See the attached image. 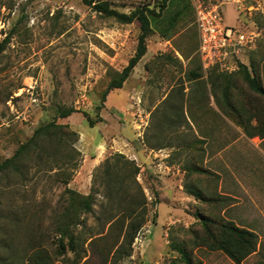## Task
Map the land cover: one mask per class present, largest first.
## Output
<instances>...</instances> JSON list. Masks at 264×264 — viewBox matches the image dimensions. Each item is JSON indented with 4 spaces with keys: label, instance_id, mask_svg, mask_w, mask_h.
Listing matches in <instances>:
<instances>
[{
    "label": "rangeland",
    "instance_id": "1",
    "mask_svg": "<svg viewBox=\"0 0 264 264\" xmlns=\"http://www.w3.org/2000/svg\"><path fill=\"white\" fill-rule=\"evenodd\" d=\"M109 1L116 9L129 12L140 2L153 5L157 0ZM197 3L217 5L223 17L220 2L216 0L167 3L165 12L182 10L172 35L163 38L155 31L147 37L146 52L123 82V87L111 90L103 102V108L111 110L113 122L131 125L134 135L140 139L145 136L147 110L156 102V97L160 99L168 93V98L174 97L177 101L171 105L173 110H166L167 106L160 102L150 116L147 115L150 133L154 125L163 120L161 142L174 144L175 152H171L173 156L169 158L165 156L169 171L165 169L164 173L157 174L150 168L140 167L136 179L147 201L146 220L138 232L141 243L134 245L133 241L130 255L115 264H183L173 245L183 241L191 248V229L199 228L198 213L220 215L253 231L258 237L256 250L240 264H264V137L249 134L244 129L247 125L251 132L250 127L256 125L254 117L249 119V124L246 122L248 113L240 117L225 113L218 104V101L222 103V89H213L208 78L211 70L202 71V77L197 80H188L187 71L194 66L190 60L198 56L194 23ZM243 5H250L251 10L246 16L241 14L239 19L256 37L252 47L240 55L239 62L249 71L254 64L264 86V0H244ZM224 18L228 24L235 23V10L231 5L225 6ZM138 32L136 21L126 24L104 17L83 0H0V161L26 141L36 127L51 120L67 123L77 131L76 149L81 134L88 139L95 136L96 127L88 125L82 112L96 119V107L110 79L108 72L110 69L121 70L127 64L134 54ZM166 53L177 60L168 61L163 57ZM217 82L220 83V79ZM147 83L152 89L147 90ZM232 83L237 107L251 103L264 108L262 99L249 93L238 73L234 74ZM199 89L204 91L201 101L207 104L205 111L198 108L196 101L200 97ZM210 94L212 107L209 105ZM151 99L155 100L152 102ZM119 105L126 108L119 109ZM59 107H73L75 112L66 118H58ZM100 121H103L102 117ZM105 128L109 129V123H101L98 132ZM150 135L156 137L154 132ZM256 144L260 149L254 147ZM102 151L98 165L86 170L82 176L76 178L81 152L68 167H63L65 172L59 176L67 179V184L62 179H54L53 170L38 171L35 160L27 162L29 172L24 183H1L0 250H3L1 239L8 237L7 231L12 226V213L18 211L34 227L39 244L52 251L53 223L63 206L62 191L64 187L73 188L78 184L86 192L92 188L100 191L93 212L84 214L86 226L83 232L104 228L103 233L95 235L92 243L89 240L85 243L86 253L79 264H112L113 251L104 254L102 246L105 242L100 241L109 224H100L105 221L106 214H102L105 188L100 184L99 176L105 158L114 152ZM46 157L43 153L42 161ZM173 164L178 174L164 178L172 174ZM197 167L201 171L193 170ZM166 184L168 190L163 198L159 191ZM195 191L205 195L206 200L190 193ZM24 231L26 227L22 226L14 233L18 235L14 239L17 248L25 243ZM192 256L195 264H236L221 251L205 246H193ZM72 258L73 254L68 252L55 264H72Z\"/></svg>",
    "mask_w": 264,
    "mask_h": 264
},
{
    "label": "trees",
    "instance_id": "2",
    "mask_svg": "<svg viewBox=\"0 0 264 264\" xmlns=\"http://www.w3.org/2000/svg\"><path fill=\"white\" fill-rule=\"evenodd\" d=\"M171 1L173 0H157L153 5L140 2L133 6L129 12H122L116 9L109 0H83L102 16L126 24L136 21L139 28L135 51L128 59L127 64L121 70L110 69L108 72L110 79L101 93V101L96 107V119H92L86 112H82L90 127L101 120L98 114L104 106L103 102L106 95L111 90L122 87L123 82L145 54L147 37L155 31L163 38L172 35V28L181 16L182 10L178 9L173 13L165 12L167 3ZM163 57L168 61L177 60L176 57L168 53L164 54ZM190 62L194 66L187 71L188 80L201 78L203 69L199 57L191 59ZM251 67L253 68L252 73L242 63H239L236 71L229 73L213 67L210 69L208 78L212 82L213 89L216 87L222 89V103L218 101V104L225 110V113L236 117L248 113V117H245L246 122L249 124V119L254 117L256 125L250 127L251 132L247 125L244 129L249 134H258L264 137V108L260 109L251 103L237 107L236 98L231 91L233 87L232 78L234 74L238 73L249 93L261 98L264 103V86L254 64ZM215 70L217 72H214ZM219 79L220 83L217 82ZM223 80L224 85H222ZM213 95L217 99L218 96L215 92ZM73 112H75L73 107H59L56 117L66 118ZM76 137L77 131L71 129L67 123L61 124L56 123V120H51L40 124L34 129L33 134L26 141L20 143L10 156L0 161V184L3 182H7L8 185L24 183L29 172L27 162L34 160V165H37L38 171L53 170V178L62 179L63 183L67 184V179L61 178L59 175L64 174L63 167H68L75 157L80 156V151L74 147ZM43 153L47 155L45 161L41 159ZM193 170L201 171L198 167ZM139 172L140 165L133 159L127 158L123 153L111 154L105 158L102 164L99 179L100 184L105 188V203L101 206L102 214L104 213L106 216L103 217L105 219L103 224H100L109 225L104 236L105 239L100 241L105 242L102 246L104 254H110L113 251L112 264L130 255L132 242L146 220L147 201L142 187L136 179ZM99 192L95 188L87 193H82L74 188L64 187L62 191L63 206L56 214L53 223L54 249L52 251L39 244L34 233V227L28 224L29 221L26 220V217L21 216L18 211H13L12 216L14 217L12 218V226L7 231L8 237L1 239L3 250H0V264H55L56 260L68 252L73 254L72 264H79L86 253L85 243L88 240L89 243H92L95 235L104 231V228L101 227L96 231L90 229L86 231L87 233L83 232V228L86 226L84 214L93 212V206ZM190 193L196 198L206 200L205 195L201 192ZM207 199L213 200V198ZM97 219L101 220V217L98 216ZM196 219L199 228L191 229L193 234L191 248L187 247L183 241L173 245L181 263L195 264L192 256L193 246H205L210 250L221 251L236 264H240L242 259L256 250L258 237L253 231L238 226L220 215L198 213ZM22 226L26 227V231L23 232L25 243L23 242V245L17 248L14 239L18 235L14 233L16 229L20 230Z\"/></svg>",
    "mask_w": 264,
    "mask_h": 264
},
{
    "label": "crops",
    "instance_id": "3",
    "mask_svg": "<svg viewBox=\"0 0 264 264\" xmlns=\"http://www.w3.org/2000/svg\"><path fill=\"white\" fill-rule=\"evenodd\" d=\"M216 1L220 2L219 5L221 6L223 18H224V9H225L226 5H231L235 10V23L234 24H228L225 22V18H224V22L226 25H229L238 31H242V32L249 31L245 28L244 21L240 20L239 17L241 14L246 16L250 13V10H251L250 5L244 6L243 5L244 0H216ZM231 1L233 4L235 3V5H236V6L234 5L235 7L231 3ZM236 21H237V23H236ZM176 22H177V20H176ZM176 22L174 23L173 28L175 27ZM194 23H195V21H194ZM173 28H172V30H173ZM195 28H196V26H195ZM196 36H197V45H198L197 29H196ZM146 88H147V90H150V89H152V85L147 83ZM117 89H119V88H117ZM143 89H145V84L143 86ZM156 90L157 91L159 90L158 86H157ZM197 92L200 96L199 99L196 100L197 102H199L198 108H200V109L204 108V111H205L207 109V104L205 101L204 102L201 101V96L203 95L204 91L202 89H199ZM209 96H210L209 105H210V107H212L213 106L212 95L210 94ZM146 98H147V100H149L148 96H146ZM154 100L155 99H151L152 102ZM160 102H163V104H165V107L167 106L166 110H168V109L173 110L174 107L171 105H173V104L175 105L176 104L175 102H177V101H176V98H174V97L168 98V93H166L164 96H161L160 99H159V97H156V102L152 105L150 110H147V114L145 117L146 118V123H145L146 127L144 129L145 130V136H144V138L141 137L140 139L134 135V130H133L131 125L126 124L125 126H121L120 123H118L117 121L113 122L114 116L111 113V110L110 109L108 110L106 106H105L106 108H103L104 107L103 106L102 107L103 109L102 110L100 109L101 112H99V116L102 117L103 121L96 122L94 124V127H96V132H95L96 135L95 136L92 135V137L90 139H88L85 135L81 134V136L79 138L77 148L81 152V163H80V169L77 171L76 178L79 177V175L80 176L84 175V172L86 170L93 169L94 167H96L98 165V163L101 160L100 156L103 155L102 150H105V153H107V152L108 153L109 152L123 153L126 156L135 159L138 162V164L140 165L141 169H146V167H147V168H150L153 172H156L157 174L164 173L165 169H167L169 171L170 166L165 163L166 157L164 159H161V160L156 159V158H154L152 151H155L158 149L164 150V151H166L167 154H164V152H163V155L168 156V158H169L170 156H173L170 153L173 152V154H174V152H175L174 151L175 145L172 144L171 142H165V143L161 142V139H162L161 131H162V127L164 125L162 119L158 122V124L154 125V127H153V132H154L156 137H152V135H150L153 132L150 133V130H149L150 118L147 119V115L150 116L152 111L156 108V106ZM201 102H203V103L201 104ZM120 105H119V109L126 108L125 106H120ZM158 111L160 112V110H157V112ZM147 120H148V122H147ZM188 120H190V119L188 118ZM105 122L109 123V129L105 128V129H103L102 132H98V127H100V124L105 123ZM170 123H171V125L173 124V122H170ZM84 134H87V133H84ZM254 147L257 149H260V146L258 144H256ZM168 158L166 159V161L168 160ZM171 173H172L171 175L167 174L166 176H163V175L162 176L165 178L167 176L174 177L175 175H177L178 172H177V169H175L174 164L171 166ZM163 182H165V181L163 180ZM73 188L77 189L78 191H80L82 193H87L86 192L87 190L86 189L81 190V188H83V187L79 186L78 184H77V186H74ZM167 190H168V184L160 187L159 193H160L161 197L164 198ZM225 195H228V193H225ZM228 196H230V195H228ZM158 198H159V195H158Z\"/></svg>",
    "mask_w": 264,
    "mask_h": 264
},
{
    "label": "built area",
    "instance_id": "4",
    "mask_svg": "<svg viewBox=\"0 0 264 264\" xmlns=\"http://www.w3.org/2000/svg\"><path fill=\"white\" fill-rule=\"evenodd\" d=\"M195 25L198 35L197 55L204 72L217 67L225 72H234L239 67V57L254 44L255 34L242 32L226 25L217 5L195 6ZM154 158L164 159L161 149L152 151ZM139 233L134 245H139Z\"/></svg>",
    "mask_w": 264,
    "mask_h": 264
}]
</instances>
